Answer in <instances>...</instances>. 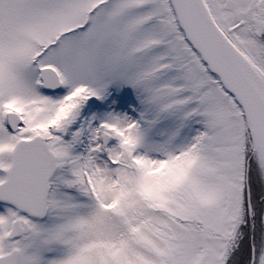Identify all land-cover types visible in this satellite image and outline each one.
Returning <instances> with one entry per match:
<instances>
[{"label":"snow or ice","instance_id":"1","mask_svg":"<svg viewBox=\"0 0 264 264\" xmlns=\"http://www.w3.org/2000/svg\"><path fill=\"white\" fill-rule=\"evenodd\" d=\"M0 264H264V0H0Z\"/></svg>","mask_w":264,"mask_h":264}]
</instances>
